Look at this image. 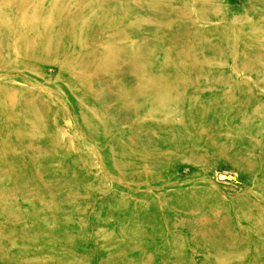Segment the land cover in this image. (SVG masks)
<instances>
[{
	"label": "rangeland",
	"instance_id": "374dc122",
	"mask_svg": "<svg viewBox=\"0 0 264 264\" xmlns=\"http://www.w3.org/2000/svg\"><path fill=\"white\" fill-rule=\"evenodd\" d=\"M0 264H264V0H0Z\"/></svg>",
	"mask_w": 264,
	"mask_h": 264
}]
</instances>
